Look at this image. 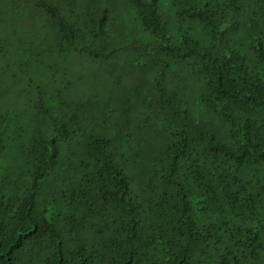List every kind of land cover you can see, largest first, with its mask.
<instances>
[{
    "label": "trees",
    "instance_id": "obj_1",
    "mask_svg": "<svg viewBox=\"0 0 264 264\" xmlns=\"http://www.w3.org/2000/svg\"><path fill=\"white\" fill-rule=\"evenodd\" d=\"M29 1L56 56L0 39V264H264V0Z\"/></svg>",
    "mask_w": 264,
    "mask_h": 264
},
{
    "label": "rangeland",
    "instance_id": "obj_2",
    "mask_svg": "<svg viewBox=\"0 0 264 264\" xmlns=\"http://www.w3.org/2000/svg\"><path fill=\"white\" fill-rule=\"evenodd\" d=\"M31 5L32 3L29 0H19L15 3V5H11L7 8H1L0 39L10 37L8 40L13 46H17L16 41H19V47L25 51L22 56L26 59H28L30 55L28 52L30 51V47H36V45L32 46V42L38 39V49L42 47L47 48L51 58H54L56 56V47L53 46L48 38V30L43 27V15L39 14V11L37 10L32 11L30 9ZM85 56H87V54L70 49L60 55L62 59L65 58V62L69 63L71 61V63H73L72 67L75 70L77 68L80 70L83 69V67L78 64V61H80L79 58H83ZM18 57L16 60L17 67H19ZM140 62L141 60L137 59L134 55H129L122 60H118L116 64L117 68L128 69L129 66L132 68ZM26 68L31 70L32 66L27 65Z\"/></svg>",
    "mask_w": 264,
    "mask_h": 264
},
{
    "label": "clouds",
    "instance_id": "obj_3",
    "mask_svg": "<svg viewBox=\"0 0 264 264\" xmlns=\"http://www.w3.org/2000/svg\"><path fill=\"white\" fill-rule=\"evenodd\" d=\"M127 57V56H126Z\"/></svg>",
    "mask_w": 264,
    "mask_h": 264
}]
</instances>
